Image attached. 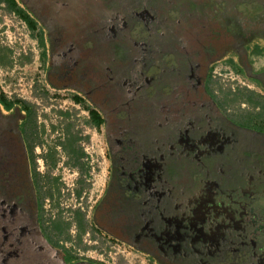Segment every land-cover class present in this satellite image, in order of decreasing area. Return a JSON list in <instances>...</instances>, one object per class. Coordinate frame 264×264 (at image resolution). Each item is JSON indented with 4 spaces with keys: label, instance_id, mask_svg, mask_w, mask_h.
I'll return each mask as SVG.
<instances>
[{
    "label": "flooded vegetation",
    "instance_id": "flooded-vegetation-1",
    "mask_svg": "<svg viewBox=\"0 0 264 264\" xmlns=\"http://www.w3.org/2000/svg\"><path fill=\"white\" fill-rule=\"evenodd\" d=\"M13 1L18 7L21 2L17 11L36 28L43 22L42 37L47 29L54 42L52 34L60 28L63 45L70 32L64 33V18L56 12L79 15L78 34L69 35L75 46L83 43L70 53L78 54L80 64L67 69L69 78L58 77L66 66L56 63L53 48L51 60L44 59L45 75L54 88L73 91V103L91 105L89 120L104 130L108 161L89 209L75 210L70 222L60 214L47 219L26 128L33 108L0 92L1 141L7 135L18 140L17 157L0 176V196L12 206L14 223L36 224L67 264H99L64 246L72 232L90 237L89 228L91 237L125 244L152 264H264V97L254 94L256 105L239 98L252 110L230 114L227 98L218 99L210 86L215 75L209 68L216 56L236 52L243 71L264 89V64L256 69L245 59L247 53H264V0H193L185 8L171 6L175 0H52L53 7L38 0L40 8L33 7L35 0ZM0 5L9 8L7 0ZM97 33L105 36L96 39L99 50L93 47ZM114 34L124 38L113 39ZM110 45L113 56L124 61L101 64L107 78L97 87L82 69L94 52L104 63ZM60 53L67 54L66 48ZM111 67L115 71L108 77ZM15 106L24 107L19 118ZM20 211L30 219L17 220ZM8 227L17 229L12 222ZM9 243V256H15L11 236Z\"/></svg>",
    "mask_w": 264,
    "mask_h": 264
},
{
    "label": "rangeland",
    "instance_id": "rangeland-1",
    "mask_svg": "<svg viewBox=\"0 0 264 264\" xmlns=\"http://www.w3.org/2000/svg\"><path fill=\"white\" fill-rule=\"evenodd\" d=\"M192 1L175 0L171 6L178 7L180 5L182 8H185V5L190 6ZM196 1L201 2L204 0ZM33 5V7L40 8V5L43 4L35 0ZM46 5L53 7L52 0H48V3L46 1ZM209 5L213 6L214 9L217 8L219 12L225 11L223 6L222 11L218 8L220 6L219 3H217L218 6L214 2H211ZM19 7H21V2L19 3ZM19 7L16 5L14 8H6L5 5H0V47L10 51V62L8 65L0 64V92L5 96L17 98L30 104L35 115H37L39 128H37V134L34 135L32 145L34 146V164L40 176L42 197L45 198L43 209L47 219L60 214L65 220L70 222L75 210L82 208L89 209L88 207L94 204L95 196L98 194V190H100L105 180L108 166L105 155L107 144L104 130L96 129L89 120L87 110L91 108V105L89 103L88 105L73 103L70 100L71 95L74 94L73 91L54 88L48 83L45 75L44 65L47 63V60H51L53 48L58 53L57 58L60 59L56 63L62 62V65L66 66L62 68L60 74H57L58 77L62 79L65 77L69 78L70 74L68 73L70 71L67 69L75 68L80 64V59H77L79 58L78 54H70L76 50L78 52L81 47L83 48L82 42L80 46H75V43L71 40L72 38H70L74 34H78L79 15L75 17L66 15L62 11L56 12L57 16L64 18L62 20L66 28L64 33L68 30L69 34H71V36L69 34L65 36L67 43L63 45L61 43V36H59L63 35L60 33V28L52 34L54 42L50 39L47 29H45L43 37L41 36L38 28L44 29V24L40 21L36 23L38 24L37 28L35 27L34 30L30 28L32 34L28 37L22 36L19 33L20 31L15 27L10 28L9 32L5 31L6 27L1 28L3 24L16 23L12 19L14 14L20 16L17 11ZM100 10L101 13L107 11L102 8ZM112 10L113 7L111 5L109 7L110 12H106L104 15L108 16ZM247 22L249 23V21ZM47 23L50 24L48 21ZM175 23L173 22V24ZM184 23L185 21L178 22L175 26H182ZM256 23L262 27L263 19L256 20ZM117 35L120 37V40L124 38L123 35L120 36L119 34L112 35V38L115 39ZM103 36V34L100 36L99 33H97L96 38L93 36V47L95 49L99 50L100 48L97 45L96 39L98 40V38ZM116 40H118V37ZM255 41L259 42L260 45L262 44L261 39H256ZM124 43L125 47L129 46L126 40ZM249 44L250 46H247V50L251 52V46L254 43L251 44L250 42ZM113 46H109L110 57L105 58L104 63L100 62L97 53L93 51L94 55L88 56L90 59L88 66L84 65L86 67L84 69L81 68L83 76L88 80H92L97 87L100 82L102 84L105 82L104 79L107 78V68L106 66L102 67L103 64H107L109 60L111 62L115 59L117 61H124L120 56L116 58L113 56L115 54ZM61 48H66L67 54L60 53ZM252 53H247L245 59L247 60L249 57V63L253 64V67L257 69L264 64V53ZM117 54L121 55L122 52H117ZM125 55H121V57ZM209 68L213 70L211 74L215 75L211 79L210 86L218 99L223 100L227 98V100L223 101L226 102L225 107L230 114L237 115L252 110L241 105V101L233 100L235 90L237 92L240 90L244 95L253 92L255 95L258 94L264 97V89L258 82L251 80L243 71L236 52L227 53L223 57L216 56ZM113 70L115 71L111 67L108 77L113 75ZM64 110H68L67 115L64 114ZM13 112L19 118L22 116L21 114H24L22 113L24 112V107L15 106ZM69 134L78 137L77 147L81 155L77 159L73 158L69 154L70 151L61 145ZM16 146H18L16 136L7 135L0 142V176L12 166L11 159L14 160L17 157L18 150H14ZM55 146L57 147V165L52 166L49 160L48 163L50 165L48 166V163L45 162V157L48 154V150ZM9 183L5 184L6 190L10 187ZM46 196L50 200H47ZM34 212L35 210L31 211V214H34ZM12 213L13 208L10 206L7 198L0 196V264H67L53 246L47 240L41 238L36 224H27L29 225L27 226L25 222L14 223ZM29 216L27 214L24 215L20 211L17 215V220H22L23 218L26 221L28 218L30 219ZM8 222H12L16 226L15 234L8 227ZM88 230L90 237L86 234L79 235V232L77 234L72 232L71 239L63 240L64 246L69 248L71 254L87 258V260L99 264H152L147 257L135 249L125 244L106 242L98 234L91 237L93 230L91 228ZM10 236L15 245L12 248H16V253L12 251L11 254L15 256H9L7 251V248L11 245L9 243Z\"/></svg>",
    "mask_w": 264,
    "mask_h": 264
},
{
    "label": "trees",
    "instance_id": "trees-1",
    "mask_svg": "<svg viewBox=\"0 0 264 264\" xmlns=\"http://www.w3.org/2000/svg\"><path fill=\"white\" fill-rule=\"evenodd\" d=\"M9 3V7L14 8L15 2L13 0H7ZM19 15L27 22L29 28L31 29H35L34 23L30 21V19L28 18V16L26 14H24L22 11H18ZM9 54L10 51L4 49L3 47H0V64L1 65H8V63L10 62V58H9ZM240 94L238 93V95H236L233 100H238L239 98H245L244 100H248L250 101L251 104H257V99L255 98V95L253 92L248 93L247 95H244L241 91H239ZM9 105V104H8ZM11 106V105H9ZM264 117V113L261 115ZM28 123H27V127L26 128H30V141L31 144L33 143V139H34V135L37 134V128L38 124H37V115H35L34 111L31 109H29L28 111ZM93 120L96 122L98 120V117L96 114L93 113ZM99 122V121H98ZM71 128V127H68ZM77 142H78V137L72 134H69L68 137H65L64 142L61 143V145L65 148L68 149L70 152L69 154L77 159L80 157V150L77 147ZM31 149L32 151L34 150V146L31 145ZM56 156H57V147H52L48 150V154L45 157L46 158V162L48 163L49 160L51 161L52 166H56L57 165V161H56ZM48 166L50 165V163L47 164ZM39 181V180H37ZM40 183V181H39ZM40 185V184H39ZM78 220L79 223L81 224L83 221V218L81 216V213L78 211ZM62 225V224H61ZM82 227V226H81Z\"/></svg>",
    "mask_w": 264,
    "mask_h": 264
},
{
    "label": "built area",
    "instance_id": "built-area-1",
    "mask_svg": "<svg viewBox=\"0 0 264 264\" xmlns=\"http://www.w3.org/2000/svg\"><path fill=\"white\" fill-rule=\"evenodd\" d=\"M2 6H4V5H2ZM12 20H15L16 23L12 22V24H8L5 22L6 24L1 25V28L6 27L5 31L9 32L10 28L15 27L16 29H18L20 31L19 33L24 37H28L32 34L27 22L22 17L14 14Z\"/></svg>",
    "mask_w": 264,
    "mask_h": 264
}]
</instances>
